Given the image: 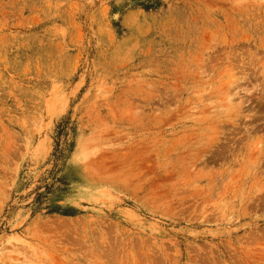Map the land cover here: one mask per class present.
<instances>
[{"label":"rangeland","instance_id":"rangeland-1","mask_svg":"<svg viewBox=\"0 0 264 264\" xmlns=\"http://www.w3.org/2000/svg\"><path fill=\"white\" fill-rule=\"evenodd\" d=\"M0 264H264V0H0Z\"/></svg>","mask_w":264,"mask_h":264}]
</instances>
